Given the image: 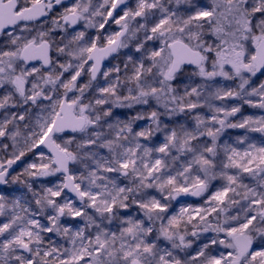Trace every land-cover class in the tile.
Segmentation results:
<instances>
[{"label":"snow or ice","instance_id":"6c2138e0","mask_svg":"<svg viewBox=\"0 0 264 264\" xmlns=\"http://www.w3.org/2000/svg\"><path fill=\"white\" fill-rule=\"evenodd\" d=\"M56 6L48 30L32 26ZM0 36V110L16 109L0 120L11 142L0 144V185L24 187L0 190V264H264V141L248 135L264 137V115L241 114L264 112V0H0ZM130 45L122 76L119 65L101 72ZM137 105L128 120L114 112ZM181 114L194 126L161 119ZM228 129L244 130L236 145L246 146L221 143ZM29 152L36 160L12 175ZM181 196L204 202L171 212ZM201 233L214 235L181 257Z\"/></svg>","mask_w":264,"mask_h":264},{"label":"rangeland","instance_id":"374dc122","mask_svg":"<svg viewBox=\"0 0 264 264\" xmlns=\"http://www.w3.org/2000/svg\"><path fill=\"white\" fill-rule=\"evenodd\" d=\"M207 0H201V3H206ZM128 6H131V7H135V0H133ZM62 11V7L61 8H58V9H53L51 14H50V17L46 20H44L43 22H40V23H37V24H34L32 25L34 28H37V30L39 28H42L44 30H48L49 27H50V18L54 15H56L57 11ZM82 27V25H80L77 29H80ZM119 28L118 25H116L115 23H113L112 21H109V26L106 27V31L108 32H114V31H117ZM71 31V29L69 30ZM17 34H19V27L17 29ZM36 34V31H33L32 32V35H35ZM95 34V30L94 29H88L87 30V36H94ZM24 35H28V33H24ZM53 36L56 38V39H59V36H57L56 33H53ZM7 41V37L3 36L1 39H0V44H3ZM150 44L152 42H149ZM134 44V42H133ZM128 54H134V47L132 45H130L129 48L127 49H122L120 51V53L113 59L109 62V64L107 65V67L105 68V70H108V69H111L117 65H119L121 67V76L123 75V64L125 62V58H126V55ZM136 56H138L139 54H135ZM53 57L55 58L56 57V53H53ZM61 59L63 60L64 58L61 57ZM37 66H39V64H37ZM104 70V71H105ZM70 73H65L64 74V78L67 79L69 77ZM31 79V78H30ZM179 79L180 80H184L185 82H191V83H200V78L198 76H192L191 77V80L188 81V74H184L182 76H179ZM219 79V78H218ZM260 80H264V76H261L260 77ZM88 81V76L87 75H83L81 76L80 80L78 81V83H86ZM99 84L101 85H104L106 84V81H104V79L102 78V76H100L99 80L97 81ZM176 83V82H174ZM219 83L221 85L225 84V83H234V82H225V81H222V80H219ZM181 87H183V85H181ZM123 90V89H122ZM4 93V90L3 89H0V95H3ZM71 95V94H70ZM88 95H91V92L88 93ZM216 103L219 105L221 103H227L229 105L231 104H234V103H237L236 101H226V102H221V101H216ZM152 105L153 107H155V102L153 101L152 102ZM145 106H140V105H137L136 107L134 108H131V109H127V108H118V109H114V112L119 116L120 119L122 120H128L130 119L133 115H135V113L137 111H142L144 110ZM2 112V117L0 118V120H3L4 117L9 113V112H15L16 109H12V108H9V109H6V110H0ZM160 111L162 112L163 109L161 108ZM198 112L204 114V115H210V113L208 112V109L207 108H204V109H197ZM242 115H254V116H260V115H264V112H261V110L259 109H254V108H250L248 107L247 105H245L243 108H242ZM241 114H237L236 117H232L231 119L233 120H239L241 118ZM162 121L164 124H167L169 126V128L171 127H178V124L180 123H183V124H186L187 126L189 127H192L194 126V121L192 120V118L190 116H185L183 114L181 115H178V116H174L172 117L171 120H169L167 117H161ZM150 122L149 121H138L136 124H134V129L136 130H139L143 127H146ZM245 133H244V130L242 129H228L226 130V132L224 133V135L221 137V143L223 142H227L229 144H233L237 147H240V148H243L245 147L246 145H236V138L238 136H243ZM248 135L251 137V138H254L256 140L257 143H260L261 141H264V137H261V135L259 133H248ZM163 142V133H155V135L153 136L152 140L149 142V141H145L144 143L146 144H149V146H152V145H158L160 143ZM3 143H8L10 144L11 142L8 141V140H0V144H3ZM41 150H43L45 153H47V151L45 149H39L37 148L35 150V152H40ZM8 153L10 154L11 153V148L8 149ZM175 154V153H173ZM183 159V158H182ZM34 160H36V157L34 156V154L32 152H29L23 159L22 161H19L17 162L16 165H13V171H12V175H18L20 173L23 172V169L24 167L27 166L28 163H31L33 162ZM38 162V161H37ZM59 176V174H58ZM58 176H54V177H48L42 181H36L35 182V186L37 187V189L43 187L45 184H50L51 182H55L57 179H58ZM22 179H25V180H30L31 178L29 177H22ZM222 182L217 180V181H213V184L215 186H219ZM7 190L9 192L13 191V189H18L17 192L14 193V195H19L20 192H23L24 191V187L23 185H20V184H17V185H11V186H6L5 188L3 189H0V190ZM149 192L155 194V195H158V193H155V190L154 189H149L148 190ZM29 197H30V193L28 194ZM74 199V198H73ZM204 202V197H201L199 198L198 200L196 201H193V202H186V203H177L176 201H173L172 202V207L170 208V211L171 212H178L179 211V208L181 205H192V206H200L202 205ZM132 212L133 215H136V211L133 209V210H130ZM140 218L141 219H144L143 217V214L140 213L139 214ZM4 217H0V220H3ZM209 219H212V217H209ZM42 222H46V221H42ZM62 223H66V224H69V225H76V224H80L81 226L83 225V221L79 220V218H77V220H71L70 218H62ZM145 223L147 224V221L145 220ZM111 227L112 229H115L117 227L116 223H114L113 225L109 226ZM157 228L159 227V222H157ZM48 236H51V234H47ZM156 231L153 232V234L151 236L148 237V240L149 241H152V240H155L156 239ZM214 235V233H201L198 237H191L189 236L188 239L193 241L192 243V247L189 248V249H186V250H183V251H180L179 252V255L181 257H184L185 255H194L195 252L203 245V243L206 241V239L209 237V236H212ZM52 239H55L57 240L58 242H63L60 240L59 237H55V236H51ZM159 245L161 247H164V246H169L167 245V242L166 241H163L162 239L160 241H158ZM255 247V245H254ZM215 251H224V249L222 248H217L215 249Z\"/></svg>","mask_w":264,"mask_h":264},{"label":"water","instance_id":"95a60500","mask_svg":"<svg viewBox=\"0 0 264 264\" xmlns=\"http://www.w3.org/2000/svg\"><path fill=\"white\" fill-rule=\"evenodd\" d=\"M132 0H128V5H129V3L131 2ZM65 2L66 3H71L72 2V0H65ZM57 8H59V7H61V6H56ZM121 7H124V5H122ZM118 12H119V10H117ZM114 15H116V13H114ZM49 16H50V13H49ZM48 16V17H49ZM48 17H42L40 20H38V21H33V22H31V24L33 25V24H36V23H40V22H42V21H44V20H46ZM19 27V26H18ZM79 27V25H77V28ZM3 36H0V39L2 38ZM120 53V52H119ZM119 53H117V54H114L113 56H110V57H108L106 60H104L103 62H102V67H101V72H103L104 70H105V68H106V66L109 64V62L111 61V60H113ZM33 63H36V64H39V62L38 61H36V62H33ZM99 78H100V76L98 75V78H97V81L99 80ZM39 149H45V148H43V145H41L40 146V148ZM46 151H47V149H45ZM6 187V185H0V189H3V188H5ZM69 195H71V194H69ZM74 198V197H73ZM200 197H192V196H181L180 198H178V200L176 201L177 203H186V202H193V201H196V200H198Z\"/></svg>","mask_w":264,"mask_h":264},{"label":"flooded vegetation","instance_id":"af4514ba","mask_svg":"<svg viewBox=\"0 0 264 264\" xmlns=\"http://www.w3.org/2000/svg\"><path fill=\"white\" fill-rule=\"evenodd\" d=\"M59 8H61V7H59ZM54 9H58V8L56 7V8H54ZM50 14H51V12H50ZM49 17H50V16H49ZM49 17H48V18H49ZM48 18H47V19H48ZM1 117H2V112L0 111V118H1Z\"/></svg>","mask_w":264,"mask_h":264}]
</instances>
